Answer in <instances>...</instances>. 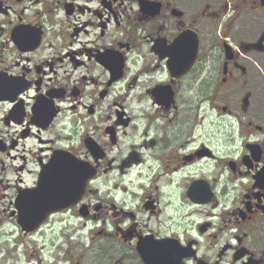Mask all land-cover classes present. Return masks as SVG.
Listing matches in <instances>:
<instances>
[{
  "label": "flooded vegetation",
  "instance_id": "af4514ba",
  "mask_svg": "<svg viewBox=\"0 0 264 264\" xmlns=\"http://www.w3.org/2000/svg\"><path fill=\"white\" fill-rule=\"evenodd\" d=\"M264 0H0V264H264Z\"/></svg>",
  "mask_w": 264,
  "mask_h": 264
},
{
  "label": "water",
  "instance_id": "95a60500",
  "mask_svg": "<svg viewBox=\"0 0 264 264\" xmlns=\"http://www.w3.org/2000/svg\"><path fill=\"white\" fill-rule=\"evenodd\" d=\"M263 39H264V38H262V39L258 42V44H255V45H252V46H253L254 48H256V47H260L259 45H261Z\"/></svg>",
  "mask_w": 264,
  "mask_h": 264
}]
</instances>
